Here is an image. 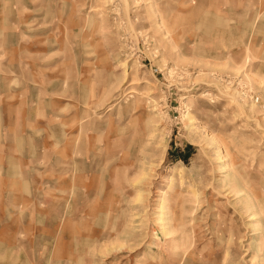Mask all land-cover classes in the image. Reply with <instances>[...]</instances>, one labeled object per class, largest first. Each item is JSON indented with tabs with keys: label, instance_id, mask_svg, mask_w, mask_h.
<instances>
[{
	"label": "rangeland",
	"instance_id": "obj_1",
	"mask_svg": "<svg viewBox=\"0 0 264 264\" xmlns=\"http://www.w3.org/2000/svg\"><path fill=\"white\" fill-rule=\"evenodd\" d=\"M0 264H264V0H0Z\"/></svg>",
	"mask_w": 264,
	"mask_h": 264
},
{
	"label": "crops",
	"instance_id": "obj_2",
	"mask_svg": "<svg viewBox=\"0 0 264 264\" xmlns=\"http://www.w3.org/2000/svg\"><path fill=\"white\" fill-rule=\"evenodd\" d=\"M19 156H13L11 158H8V166L7 167H12L13 169L17 167V169H22L24 161H26L27 158H25V155L23 156V153H19ZM22 171V170H21ZM13 183V182H12ZM14 185L13 190L15 189L14 193L10 195V202L13 203L14 206V211H13V216L18 215V210L17 208H23L25 205L24 201L25 199L29 200V204H37L38 198H37V192L35 191L34 184L31 182L29 183H13ZM12 190V191H13ZM54 201H59L63 205V199L61 198H55L52 197ZM71 202L73 201L72 199L70 200ZM65 202H68V200H65ZM21 212V211H20Z\"/></svg>",
	"mask_w": 264,
	"mask_h": 264
}]
</instances>
